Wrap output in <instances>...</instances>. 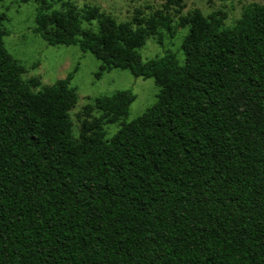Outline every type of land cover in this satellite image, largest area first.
<instances>
[{
	"label": "trees",
	"instance_id": "trees-1",
	"mask_svg": "<svg viewBox=\"0 0 264 264\" xmlns=\"http://www.w3.org/2000/svg\"><path fill=\"white\" fill-rule=\"evenodd\" d=\"M39 1L34 33L48 45L91 53L98 78H153L158 92L130 122L132 92L96 97L75 134L76 69L24 80L0 13V264H264V3L224 27L220 11L180 15L183 0L125 22ZM176 28L182 64L141 59L147 38Z\"/></svg>",
	"mask_w": 264,
	"mask_h": 264
},
{
	"label": "rangeland",
	"instance_id": "rangeland-1",
	"mask_svg": "<svg viewBox=\"0 0 264 264\" xmlns=\"http://www.w3.org/2000/svg\"><path fill=\"white\" fill-rule=\"evenodd\" d=\"M50 10H64V3H70L76 10L86 7H97L101 12L110 15L117 22L131 21L133 17H148L154 10L162 9L166 0H44ZM184 8L180 15L184 16L194 9L208 15L220 11L225 15L224 27H231L240 17L243 8L249 3H264V0H183ZM41 1L36 0H0V13L6 17L4 27L8 35L4 44L8 52L26 70L24 80L38 79L40 86L51 85L58 79L66 77L76 69L70 86L76 91L77 103L70 111V118L75 134L79 130V115L83 106L91 103L96 97L109 96L117 91L129 90L135 96L130 104L127 122L142 115L156 101L158 88L153 78L134 77L128 70L112 69L98 78L100 62L89 52H82L77 46H50L39 35L34 33L35 16ZM45 6V5H44ZM174 8V7H173ZM175 27L178 16L172 13ZM96 26L95 23L91 28ZM84 27H90L84 25ZM178 29L171 39L166 35L162 43L158 37L146 39L138 50L143 61L173 54L179 64L183 63L181 43L187 34V28ZM119 128L118 124L105 126L106 139Z\"/></svg>",
	"mask_w": 264,
	"mask_h": 264
}]
</instances>
